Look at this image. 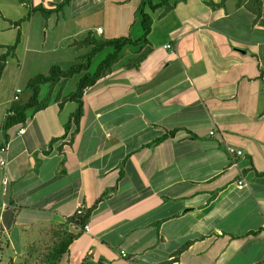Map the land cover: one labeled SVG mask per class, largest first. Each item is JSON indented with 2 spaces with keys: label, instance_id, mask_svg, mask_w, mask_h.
Returning a JSON list of instances; mask_svg holds the SVG:
<instances>
[{
  "label": "crops",
  "instance_id": "1",
  "mask_svg": "<svg viewBox=\"0 0 264 264\" xmlns=\"http://www.w3.org/2000/svg\"><path fill=\"white\" fill-rule=\"evenodd\" d=\"M80 33L46 29L27 42L36 52L62 44L73 59ZM148 39L138 66L127 64L140 49L126 47L86 89L78 130L65 126L77 104L53 100L8 132L0 228L22 226L21 239L43 244L76 229L82 202L90 229L71 243L69 264L88 253L108 264H264L261 18L237 0L179 1L158 11Z\"/></svg>",
  "mask_w": 264,
  "mask_h": 264
},
{
  "label": "rangeland",
  "instance_id": "2",
  "mask_svg": "<svg viewBox=\"0 0 264 264\" xmlns=\"http://www.w3.org/2000/svg\"><path fill=\"white\" fill-rule=\"evenodd\" d=\"M71 1L61 11L54 13L50 19L46 18L42 13L36 12L35 15L33 14L34 16L32 15L33 18L31 17L29 20L21 23V44L18 45L15 55L8 58L0 79V137L4 136L2 126L7 106L12 103H15V105L23 104L29 100L31 91L27 88V84L31 78L37 74H48L52 65H60L63 69H68L78 61V57L67 60L62 58L61 54L65 52L61 48L62 44L55 50H41L38 52L32 50V44L27 42L29 36L32 35L33 38V34H35V38L38 37L37 42L41 43L46 29L47 33H52L55 38H60L66 30H80L81 33L78 35V38H81L85 37L89 31L94 32L98 26L105 30L104 35H97L94 32L98 38L110 39L119 37L121 34L129 36L128 33L130 31L131 38L139 39L143 34L141 15L138 12V7L142 0ZM56 2L57 4L60 3L58 0ZM158 11H151L150 13L156 18ZM27 13L28 7L21 4L18 0H0V55L6 52L4 46L15 43L18 29L15 27L14 22L21 20ZM74 13L78 14L74 16ZM53 47H56V45L55 43L53 45L50 41L47 49H53ZM127 48L134 49L131 46ZM90 50V46H83V50L79 54L84 55ZM111 51L112 49L107 47L102 52H99L92 60L90 72L93 73L100 62ZM125 52L123 50L122 55ZM80 77V75H75L67 81L63 88L60 84L57 85L56 87L59 88L54 91L53 98L57 97L60 90H63V96L74 91ZM17 88H21L23 91L19 93L20 98L14 100V93ZM48 91L49 87L47 85L43 86L40 97L44 98ZM70 105L72 106L73 104H69L68 107ZM19 126L15 125L6 133L16 130ZM0 156L3 155L0 154ZM3 176L4 171L2 170V166H0V195L3 188ZM21 230L22 226L19 225L15 227L7 226L6 229L0 228V264H39L41 261L40 257L45 252L46 245L49 242L43 244L44 250H39V248L30 249V247H38L41 244L36 242V245L32 246L35 243L28 241L25 236L21 239Z\"/></svg>",
  "mask_w": 264,
  "mask_h": 264
},
{
  "label": "trees",
  "instance_id": "3",
  "mask_svg": "<svg viewBox=\"0 0 264 264\" xmlns=\"http://www.w3.org/2000/svg\"><path fill=\"white\" fill-rule=\"evenodd\" d=\"M18 1L28 7V13L21 20L14 22L15 27L18 29L15 43L4 46L6 52L0 55V79L6 67L8 58L15 55L16 49L22 40V32L20 29L21 23L29 20L36 12H40L46 18H49L53 13L61 11L66 4L71 2V0H62V2L56 4L54 7H45L42 4L34 5L33 0ZM179 1L185 0H142L138 7V12L141 15L143 34L139 39H133L130 36H119L110 39L98 38L93 31H89L83 39L75 41L74 43L77 47L90 46L91 50L84 55L78 56V61L68 69H63L60 65H52L48 74H37L28 81L27 88L31 91L29 100L23 104L11 106L6 112L2 126L5 139L4 145H7L9 140V135L6 133L8 130L15 125L25 124L30 117V113L33 114L45 109L53 100L58 102L59 105H63V103L67 101H72L77 104V108L65 126L66 131H69L72 127H74L75 130H78L80 120L84 114L83 97L86 89L96 84L102 77L112 70L113 65L121 59L123 50L128 46L140 49V55L131 58L127 64L129 67L138 66L152 50L148 37L152 31L154 17L150 12H156L159 10L161 11V16H163L171 11ZM223 2L224 1L213 3V5L221 6ZM237 2L239 5L245 4V6L254 14L255 19L261 18V24L264 25L263 0H237ZM107 47H110L112 51L109 52L100 62L93 73L90 72L93 58ZM75 75L81 76L76 89L70 94L64 96L61 102H59L62 96V90H60L57 97L54 99L53 94L56 86L61 83L63 88L67 81ZM45 85L49 87V91L44 98H41L40 93L42 87ZM165 137L166 136L159 140H162ZM54 140H52L51 143H53ZM92 212V210H89L84 214H76L72 217V222L77 226L74 231H71L68 226H61L56 229L54 231L53 239L49 241L48 245H46L45 252L40 257L41 261L39 264H69L70 245L85 232V225L89 221ZM43 244L36 247L35 243L32 245L35 247H30V249L39 248V250H44ZM82 264L108 263L103 257H95L93 253H88L84 257Z\"/></svg>",
  "mask_w": 264,
  "mask_h": 264
},
{
  "label": "built area",
  "instance_id": "4",
  "mask_svg": "<svg viewBox=\"0 0 264 264\" xmlns=\"http://www.w3.org/2000/svg\"><path fill=\"white\" fill-rule=\"evenodd\" d=\"M97 32H102V28L101 27H98L97 28ZM167 47H170L171 45H166ZM23 90L21 89V88H17L16 90H15V93H14V100H17V99H19V93H21ZM25 130H26V128H21L20 129V133H23V132H25ZM211 133H213V131L211 132ZM6 151H7V147H6V145H1L0 146V154H2V155H4L5 153H6ZM228 151H229V153H231V154H233V153H237V154H242L243 153V151L242 150H236V149H234V148H232V147H228ZM0 164H2V165H5L6 164V159L3 157V156H0ZM238 185L240 186V187H243L244 185H245V182H244V180H239L238 181ZM76 214H78V215H81V214H84V205H83V203L82 202H78L77 203V209H76ZM90 229V226H89V224L87 223L86 225H85V228H84V231H88ZM122 253L123 254H125V251H122Z\"/></svg>",
  "mask_w": 264,
  "mask_h": 264
}]
</instances>
